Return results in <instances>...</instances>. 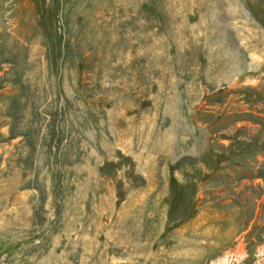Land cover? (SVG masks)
I'll return each mask as SVG.
<instances>
[{"label":"rangeland","instance_id":"rangeland-1","mask_svg":"<svg viewBox=\"0 0 264 264\" xmlns=\"http://www.w3.org/2000/svg\"><path fill=\"white\" fill-rule=\"evenodd\" d=\"M231 1L0 0V264H264V0Z\"/></svg>","mask_w":264,"mask_h":264},{"label":"bare ground","instance_id":"bare-ground-1","mask_svg":"<svg viewBox=\"0 0 264 264\" xmlns=\"http://www.w3.org/2000/svg\"><path fill=\"white\" fill-rule=\"evenodd\" d=\"M230 4H229V13H237L238 12V9L237 7L235 6V4H233V2L231 0H229ZM232 3V4H231ZM251 31V30H250ZM255 31V30H254ZM251 33V32H249ZM257 34V33H256Z\"/></svg>","mask_w":264,"mask_h":264}]
</instances>
